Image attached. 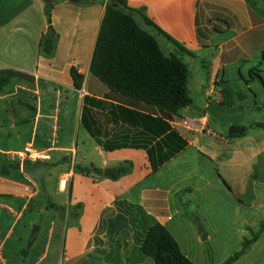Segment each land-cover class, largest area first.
I'll return each mask as SVG.
<instances>
[{"label":"crops","instance_id":"crops-1","mask_svg":"<svg viewBox=\"0 0 264 264\" xmlns=\"http://www.w3.org/2000/svg\"><path fill=\"white\" fill-rule=\"evenodd\" d=\"M125 1L164 54L189 69L193 103L179 115L114 93L92 74L109 0H59L49 14L50 0H0V78L9 79L0 89V154L11 157L31 145L49 153L53 166L45 178L49 202L35 178L3 177L0 162L3 264L22 254L30 259L26 264H152L135 242L121 202L156 218L194 264H224L233 255L215 262L216 246L233 249L251 233H262L264 130L256 125L264 123L257 119L264 86L257 93L247 81L264 52V3ZM50 27L54 49L46 54ZM73 69L84 76L79 90ZM229 88L236 93L232 107L222 104V91ZM5 122L10 131L3 133ZM231 127L247 128V135L231 138ZM181 140L187 146L172 157ZM75 166L103 175L76 174ZM130 166L116 180L104 176L107 169ZM66 177L70 194L61 186ZM27 213L39 234L31 245L29 239L28 250L23 243L9 249L10 261L4 254ZM10 217L14 222L7 228ZM263 238L233 264L252 257ZM95 242L104 254L88 261Z\"/></svg>","mask_w":264,"mask_h":264},{"label":"trees","instance_id":"trees-1","mask_svg":"<svg viewBox=\"0 0 264 264\" xmlns=\"http://www.w3.org/2000/svg\"><path fill=\"white\" fill-rule=\"evenodd\" d=\"M57 1L59 0H50L47 7L48 14L52 4ZM74 1L87 2L89 0ZM133 12L134 10L128 7L125 0H109L91 72L114 93L157 108L167 116L179 115L193 103L188 89L189 69L178 57L164 54L157 39L144 31L134 19ZM161 33L165 35L164 32L161 31ZM178 46L181 47L179 44ZM53 49L54 40L48 38L44 43V52L51 54ZM181 49L185 50L182 47ZM262 65H264V52L261 54L260 64L251 70L248 84L259 80L264 86ZM71 77L76 89H81L84 76L73 69ZM8 83L9 79L0 78V89L6 87ZM235 95L233 89H224L222 104L232 107ZM256 127L264 130V123L257 124ZM242 130L240 135L230 137H245L247 128H242ZM89 131L93 135V131ZM186 146L187 143L183 140L182 147L177 149L172 157L185 149ZM1 163L3 177H10L21 171L20 163L17 161L7 160L1 161ZM131 169V166L119 168L118 174L112 179L116 180L129 174ZM83 170L87 173L97 172L103 175V172L96 168ZM118 206L130 220L134 229L135 242L141 247L142 252L151 259L152 264H194L182 253L171 233L156 218L149 215L143 207L128 202L118 203ZM51 207L54 206H48V208ZM255 236L258 237V234ZM246 252L245 248L241 252L235 253L224 264L235 263ZM98 253L102 255L104 251L98 250Z\"/></svg>","mask_w":264,"mask_h":264},{"label":"rangeland","instance_id":"rangeland-1","mask_svg":"<svg viewBox=\"0 0 264 264\" xmlns=\"http://www.w3.org/2000/svg\"><path fill=\"white\" fill-rule=\"evenodd\" d=\"M260 2L264 3V0H260ZM262 69H264V65H262ZM249 79H250V76H249ZM250 84L253 85V88L255 89V91H257V93H261V89L263 88V84L259 80L251 82ZM261 98H262V96H261ZM261 104L262 105L260 107H263L264 101H262ZM257 119H259V121H263L264 122V110L257 112ZM4 124H5V126L3 127L2 130H3V133H6L8 130L10 131V129L8 128V122H5ZM0 143L5 145V142H0ZM7 160L11 161L12 159L9 156H6L4 154H0V162L1 161H7ZM83 169L84 168L81 167V166H75L74 172L76 174H85L86 172ZM19 173H21L22 175L24 174L22 172V168H21V171ZM64 180L67 181V183H66L67 185L65 186V193L66 194H70L71 189H72L71 182H70L69 178H67V177L64 178ZM45 196L48 198V201H49L50 200L49 199V191H48L47 195H45ZM49 202H52V201H49ZM76 209H80V207L77 206ZM262 211H263V214H264V207H263ZM6 213H7V211H6ZM194 217H196V216H194V214H191L190 218L193 219ZM32 219H34L33 216H31V214L27 213L26 216L24 217V219L20 223H18L16 225V229L14 231L15 233L12 236V239L10 240V242L8 244V248H7L6 254H4V257L6 259L9 258L8 257L9 256L8 255L9 249L12 251L14 247L20 248V245L22 243H23V245H21V246L23 247V249H25V250L29 249L28 245H29L30 235H31V232L33 231V228L35 227V226H32L30 224ZM69 219H71V221H73L74 220V215L71 214V217ZM4 221H5L4 225L7 226V228H9L12 225V223L14 222V218H11V217L10 218H6V220H4ZM40 223H42V222H40ZM261 225H262V233L261 234L258 233V237H256L254 233H251L250 238L248 237L245 240V242L242 243L241 246L236 244V246L235 245L233 246L235 248H233V249L229 248L228 250H226V249L223 250V248L221 246L220 247L216 246V249H214L215 250V257H216L215 258V262H218L221 259H223L224 254L231 253V255H234L237 252H241L245 248L248 250L250 248V246L253 244V240H257L261 236L264 237V217H263V220L261 222ZM20 234H22V236H25V239H24L23 242L19 241V235ZM263 240H264V238H263ZM237 242H238V240H237ZM94 245H95L94 249H92L90 251V253H88V255H87V260L88 261H93V260H95V258H98V252L97 251L99 250L98 249L99 243L95 242ZM224 251H226V252H224ZM12 259H10V261ZM19 259L20 260H18L17 262H15L14 259H13V261L11 263H9V264H13V262L17 263V264H26L30 260V259L28 260L27 258H25V256L23 254L19 257ZM31 259H33V257ZM0 264H3L1 262V259H0ZM242 264H264V242L262 243L261 247L257 250V252H255L252 257L242 261Z\"/></svg>","mask_w":264,"mask_h":264},{"label":"water","instance_id":"water-1","mask_svg":"<svg viewBox=\"0 0 264 264\" xmlns=\"http://www.w3.org/2000/svg\"><path fill=\"white\" fill-rule=\"evenodd\" d=\"M50 38L53 39L55 36L54 29L50 27ZM242 133V130L236 128V127H231L229 129V135L230 136H235V135H240ZM53 166L50 163H39V164H33L31 162H24L22 164V172L28 176H31L35 178L38 183L41 186L42 192L47 195L48 190L46 186V175L52 170ZM118 174L117 170L113 169H107L104 171V176L107 178H112L115 175ZM39 228L35 227L31 237H30V245L35 241L36 237L39 234Z\"/></svg>","mask_w":264,"mask_h":264},{"label":"built area","instance_id":"built-area-1","mask_svg":"<svg viewBox=\"0 0 264 264\" xmlns=\"http://www.w3.org/2000/svg\"><path fill=\"white\" fill-rule=\"evenodd\" d=\"M11 157L12 160L20 163L21 168L24 162L39 164L49 163L51 161V156L49 153L35 150L31 145H27L21 152L13 154ZM65 185V182L61 183L62 188H65Z\"/></svg>","mask_w":264,"mask_h":264}]
</instances>
